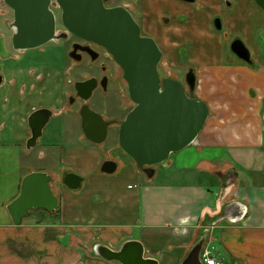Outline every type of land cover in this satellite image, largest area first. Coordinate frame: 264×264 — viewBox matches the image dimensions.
Wrapping results in <instances>:
<instances>
[{"label":"crops","instance_id":"obj_1","mask_svg":"<svg viewBox=\"0 0 264 264\" xmlns=\"http://www.w3.org/2000/svg\"><path fill=\"white\" fill-rule=\"evenodd\" d=\"M140 2L136 22L161 50L166 40L173 61L192 67L193 95L208 108L193 142L154 165L151 177L120 149L118 122L101 143L85 137L79 105L66 102L62 67L6 64L18 56L9 50L13 12L0 0L9 53L0 56V264H120L92 248L118 250L130 240L158 264H181L198 241L218 264H264V10L255 0ZM235 38L249 63L218 44ZM41 107L52 111L54 126L27 149V118ZM122 109L115 97L103 117ZM106 159L116 162L111 173L100 171ZM31 171L51 175L57 207L33 209L14 225L6 207ZM68 171L82 178L76 190L61 181Z\"/></svg>","mask_w":264,"mask_h":264},{"label":"water","instance_id":"obj_2","mask_svg":"<svg viewBox=\"0 0 264 264\" xmlns=\"http://www.w3.org/2000/svg\"><path fill=\"white\" fill-rule=\"evenodd\" d=\"M1 1L13 12L8 26L14 50L37 48L70 33L87 42L85 46L72 44L68 52L71 59L79 61L84 51L91 60H95L98 54L90 47V44H95L103 47L123 69L128 95L134 105L118 125V145L147 177L152 176L154 165L187 147L196 138L207 119L208 108L204 101L193 95L196 81L192 67L184 82L169 76L160 77L158 64L162 52L152 37L141 35L139 24L126 7H106V0ZM52 1L60 8V22L65 32L56 34L55 15L50 9ZM255 1L264 10V0ZM214 27L220 29L219 19L214 20ZM230 50L239 59L247 63L251 61L241 39H233ZM0 56H9L1 36ZM96 84L95 77L80 79L74 82V89L79 98L88 100ZM100 84L104 86L105 79ZM79 114L85 137L94 143L103 142L109 122L86 103L80 107ZM51 116L52 111L43 107L29 114L27 149L36 145ZM115 168L116 162L112 159H106L100 165V171L105 173H111ZM81 180L80 175L68 171L61 181L67 188L76 190ZM51 181V175L43 171H31L22 177L18 195L6 207L14 225H20L33 209L56 210L58 200L50 189ZM201 247L202 241L196 242L181 264H202L199 258ZM92 250L95 256L108 262L158 264L156 259L144 256L143 245L136 240L124 242L118 250L103 244L94 245Z\"/></svg>","mask_w":264,"mask_h":264},{"label":"rangeland","instance_id":"obj_3","mask_svg":"<svg viewBox=\"0 0 264 264\" xmlns=\"http://www.w3.org/2000/svg\"><path fill=\"white\" fill-rule=\"evenodd\" d=\"M117 4L126 7L137 22L141 21L142 9H141L140 0H108L106 2L107 6L117 5ZM55 12L57 13V10H55ZM57 27L60 28L61 26L57 23ZM164 36H166V34H164ZM69 43H70L69 40L59 41L57 43L50 40L46 42L45 44L41 45L40 47L27 49V52H25L23 55L16 54L18 58L16 60H8L6 64L9 66L10 65L15 66L16 64H26L28 66L41 65V66H44L45 69L47 70H49L50 65H56L57 67L60 66L62 67V75H61L62 83L61 84H62L64 94L74 95L73 83L76 80L89 77L90 75H96L98 73L96 66L101 61H103V59L101 56L102 49L93 46V48L100 53V57L96 61L93 67L88 68V65H87L88 61L86 60L84 55H83L84 59L80 62H76L68 56V51H69L68 49L70 48ZM221 43H222L221 40H218V44L222 45V47L223 46L224 48L225 46L230 47L229 43L227 45L224 41H223L224 45ZM162 46H163L162 49H163L164 55L162 56V59L160 60L158 64V72L163 76H170L178 80H182L183 74L189 66L183 64L182 60L180 62H176L171 59L172 53L166 50L167 47H169L170 45L167 44L166 40H165V43L162 44ZM39 48L41 50H39ZM9 50L12 54L15 53V52L13 53L12 51L13 47L11 44H9ZM2 65L3 64H0V70L2 69ZM106 89H107L106 92H103L98 88L94 89L91 93V96L86 102V104L93 111L99 113L101 116H105L107 108L112 104V102L115 101L113 83L112 82L108 83ZM75 101H76L75 105L80 104L79 100H75ZM66 102H67V99H66ZM119 105L123 109L120 115L116 118L117 120H119L117 121L118 123H120L123 120V118L125 117V114L131 108L132 103L128 99H126L125 101L120 102ZM51 122L49 121L46 124L45 129H47V127L49 128V127L54 126Z\"/></svg>","mask_w":264,"mask_h":264},{"label":"flooded vegetation","instance_id":"obj_4","mask_svg":"<svg viewBox=\"0 0 264 264\" xmlns=\"http://www.w3.org/2000/svg\"><path fill=\"white\" fill-rule=\"evenodd\" d=\"M108 0H106L104 2V5L106 7H112V6H116V5H110V6H107L106 5V2ZM119 5V4H117ZM50 9L53 11L54 15H55V31H56V34L58 33H61V32H65L66 29L62 26L61 22H60V8L58 7V5H56L55 3H53V1L51 2L50 4ZM55 10H57V13L55 12ZM57 23L61 26L60 28L57 27ZM140 26V25H139ZM140 32H141V35H145V36H150V34L148 33H145L141 28H140ZM69 40L70 43H69V51L71 50V46L73 43H79L81 44L82 46H85L87 44V42H84L80 39H78L77 37H75L74 35L70 34V33H67L65 38H60V39H55V40H51V41H54V42H59V41H67ZM156 42V41H155ZM157 43V42H156ZM9 44H11V42L9 41ZM158 45V44H157ZM93 46L95 47H98L100 49H102L101 51V56H102V59L103 61H101L96 67H97V74L96 75H90L89 77H95L96 80H97V84H96V88L100 89L101 91L103 92H106V87L108 85V83L112 82L113 85H114V94H115V97L116 99L118 100V102H123L125 101L126 99H128L132 105H131V108L133 107V102L131 101L129 95H128V91H127V83L123 77V74H124V71L123 69L112 59V57L106 52V50L101 47V46H98V45H95V44H90V47L96 51ZM159 47V46H158ZM160 49V48H159ZM161 50V49H160ZM13 51V55H16V54H19L21 51H16V50H12ZM68 51V52H69ZM80 51V50H79ZM162 52V56H163V50H161ZM11 53V52H10ZM96 53L98 54L97 55V58L95 60H91L90 59V56L86 53V52H81V58L79 61H76V62H80L82 61L84 58H83V55L85 56L86 60L88 61V68H91L94 66V64L96 63V61L99 59L100 57V53L98 51H96ZM162 56H161V59H162ZM75 61V60H74ZM190 67L187 68V70H185L184 74H183V79L180 80L182 82H184V78H185V75L186 73L188 72ZM160 74V73H159ZM89 77H86V78H89ZM160 77H166V76H163L160 74ZM170 77V76H169ZM86 78H82V79H86ZM105 79V84L104 86H102L100 84V82ZM73 88H74V83H73ZM186 88V87H185ZM75 100H79L80 101V104H79V108L87 102V100H82L81 98H79L75 92V89H74V95H68L67 97V102H71V103H75L76 101ZM130 108V109H131ZM129 109V110H130ZM128 112V111H127ZM126 115V114H125ZM102 118L106 121L109 122V125H112L113 123H116L117 120L116 118H104L102 116ZM107 131H108V127H107ZM108 137V132H107V135H106V139ZM105 139V140H106Z\"/></svg>","mask_w":264,"mask_h":264},{"label":"built area","instance_id":"obj_5","mask_svg":"<svg viewBox=\"0 0 264 264\" xmlns=\"http://www.w3.org/2000/svg\"><path fill=\"white\" fill-rule=\"evenodd\" d=\"M212 249L207 248L204 249L200 252V260L203 264H218L219 261H217L213 256H212Z\"/></svg>","mask_w":264,"mask_h":264}]
</instances>
